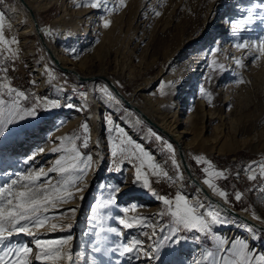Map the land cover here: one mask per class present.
I'll use <instances>...</instances> for the list:
<instances>
[{
    "label": "rangeland",
    "instance_id": "rangeland-1",
    "mask_svg": "<svg viewBox=\"0 0 264 264\" xmlns=\"http://www.w3.org/2000/svg\"><path fill=\"white\" fill-rule=\"evenodd\" d=\"M13 2L14 0H0V12L5 14V37H15L19 41L18 45H13V48L19 49V54L8 65L9 68L14 67V71H9L8 77L12 85L25 91L28 97L21 99V106L31 107L37 97H47L59 99L62 104L71 103L74 108L61 107L48 111L41 106L38 111L43 113V119L27 121L24 125L27 133L0 142V185L14 179V172L26 171L29 167H50L59 155L64 154L51 151L61 143L58 138L81 137L80 125L87 122L88 148L80 147L82 139L76 141L85 155L91 154L93 157V163L80 183L81 186L90 183L84 195L81 193L83 205L76 219L70 218L74 225L70 233L59 231L48 238L73 235V251L83 253L76 258L75 264H88L90 241L93 239L94 221L90 220L93 215L92 205L96 200L103 201L108 197L109 185H118L124 189L123 194L118 197L116 205L102 209L101 212H110L108 226L118 228L124 235L117 238L114 234H108L110 239L120 242L121 239L127 241L136 237L144 241L146 248L154 247L155 240L162 237L157 235L149 239L152 228L123 229L116 219L125 215L121 211L124 207L131 209L130 205L147 201L154 205L157 213L142 216L150 217L155 223L160 219L157 214L163 210V204L134 183V170L130 165H125L122 173L109 171L113 159L109 149V137L116 139L117 134L108 131L112 124L107 123L106 117L111 114L113 123L120 125L134 140L142 143L155 155L156 162L168 171L171 180L150 177L152 187L157 193L171 198L180 189L190 200L200 202L202 198L196 195L194 185L186 180L176 179L177 171L171 164V153L161 140L156 139V135L166 141L169 139L144 121L131 132L122 122L132 108L122 104L116 112L112 111L111 106L107 105L109 100L98 91L103 87L102 83L95 82L89 95L86 84L79 83L69 74L48 65L42 54L39 36L24 34V28H19L21 24H15L21 19H16L19 12L9 11L14 6ZM257 2L259 0H123V6H118L120 0H107L106 5L102 4L99 9L87 6L86 0H36L35 4L41 7L37 12V23L42 32L58 51H61L62 46L65 47L64 57L74 62L81 72L108 75L127 97L134 99L141 107L147 108L148 103H151L165 115L179 111L177 130L187 132L184 140L200 136L212 145L223 140V148L232 149L231 151L220 154L213 149L212 152L202 155L217 170L225 172L227 178L215 182L228 193L226 204L239 214L255 212L264 220V192L260 191L264 188V179L257 177L255 181H249L248 173L244 171L251 162L264 161V57L259 60L252 59L248 56V50L233 47L236 39L231 34L230 21L240 19L247 13L242 11L238 12L239 15H234L229 8L240 3L246 9ZM87 7L92 11L81 14L86 10L83 8ZM106 8L116 10L109 12ZM157 12L159 15H156ZM229 17L233 19L229 20ZM104 19L111 22L107 28L103 26ZM261 35H264V29L259 21L237 34L241 42L257 40ZM73 48L77 49L75 55L70 53ZM3 55L7 56V53ZM233 58L242 59V66H237ZM199 59L205 61L200 63ZM220 65H223V70H220ZM241 78L243 83H237ZM44 80L48 85L40 91L38 89ZM30 81L36 83L32 84ZM149 82V88L144 89ZM161 82H164V95L160 94ZM168 82H172V87H168ZM57 85L62 94L54 93L53 89ZM200 89L211 93L210 103ZM94 102L104 104L105 108L97 112ZM110 102L116 104L115 100ZM96 112L102 119L101 123L95 124L101 132L99 137L92 135L91 122ZM217 116L220 118H216ZM97 140L102 144L100 145L105 156L101 159V166L97 165V156L94 154L96 147H99L98 144L94 146ZM67 146H71L70 141ZM41 149L44 150L42 160L35 159L30 165L23 163L29 155L41 153ZM194 156L196 155L189 156L192 170L199 178H206L202 172L204 165H197L193 160ZM258 171L257 166L255 172ZM52 175L55 176L54 173ZM235 191L242 193L240 201L234 199ZM127 216L138 215L130 210ZM158 228L159 225L157 230ZM261 229L264 227L257 231ZM187 235L189 239L183 244L194 246L191 251L184 249V246L181 248V244L177 246L178 254L172 256L171 247H166L161 250L160 261L143 257L139 261L129 260L127 257H120L118 253H110L107 257L101 254L96 256L103 264H193V261L201 259L202 253L214 250V241L201 237L197 243L192 239L197 233ZM12 240L33 247L34 258L36 249L31 243V237L19 234ZM253 246L264 252V239H259ZM33 264L39 262L33 259Z\"/></svg>",
    "mask_w": 264,
    "mask_h": 264
},
{
    "label": "snow or ice",
    "instance_id": "snow-or-ice-1",
    "mask_svg": "<svg viewBox=\"0 0 264 264\" xmlns=\"http://www.w3.org/2000/svg\"><path fill=\"white\" fill-rule=\"evenodd\" d=\"M87 6L92 9L101 8L106 5L107 0H86ZM81 6H84L83 4ZM123 6V0L120 5ZM116 9L106 8V11L114 12ZM247 14L240 19L230 21L231 34L236 39L233 47L238 50H248V56L259 60L264 57V35L257 40L243 41L237 36L239 32L248 28L259 21L261 28L264 29V0L252 3L246 9H240ZM156 15H159L157 12ZM110 20L104 19L103 26H110ZM5 14L0 12V142L9 137H16L21 133H27L24 126L29 120L38 121L43 119V113L38 109L43 106L45 110L51 111L61 107L69 109L74 108L71 103L62 104L59 99H50L47 97H37L33 106L22 107L21 99H27L25 91L18 90L11 83L8 77L9 71H14V67L8 65L18 57L19 49L13 48L18 45L17 38L8 39L4 34ZM3 53H7L4 56ZM70 53L75 55L77 49H70ZM237 66H242V59L233 58ZM47 67V66H46ZM223 70V65L219 66ZM35 84L36 81H30ZM237 83H243L242 78ZM168 87H172V82H168ZM178 88V85L176 86ZM164 82H161V95H164ZM109 101L115 100L117 104L120 101L110 91L108 85L98 89ZM211 102V93L200 89ZM83 110V109H79ZM108 124H112L109 132H115L116 139L109 137V149L112 159V166L109 171L122 173L125 165L133 168L134 183L151 193L158 201L162 202L163 210L157 215L160 217L155 223L150 217L131 216L127 213L135 211L136 205L132 208L124 207L121 211L125 214L117 217L118 224L123 229L152 228V239L159 235L161 239L155 240L154 247L146 248L144 241L133 237L130 240L120 242L110 239L108 234H114L117 238H122L124 233L116 227L108 226L107 222L111 218V213H102V209H109L116 205L118 197L123 194L124 189L120 186L109 185V194L103 201L96 200L92 205L93 215L90 217L94 221L92 227L93 239L90 241L88 264H103L97 259L96 254L107 257L110 253H118L120 257H127L129 260L139 261L141 257L148 260L160 261L161 250L166 247L179 246L189 239L187 234L197 233L192 237L199 243L201 237H206L215 241L214 250H209L201 254V259L193 261V264H264V252L253 246V241L264 239V229L257 230L254 226L247 227L246 231L249 237H225L217 233L215 228L229 226L227 214L220 210H204V204L199 201L190 200L182 190L177 189L173 197L165 194H159L152 187L150 177L165 178L171 180L168 171L156 162L155 155L148 150L142 143L134 140L118 124H114L111 114L106 117ZM82 130L81 137L71 138L68 136L58 138L60 144L54 147L53 153H64L59 155L47 169L40 167L27 168L26 171L14 172L15 177L10 182H4L0 185V264H33V259L39 264H75V260L81 257L83 253L73 251V235L68 234L60 238H48L57 231H68L73 228V223H64L62 217L76 214V209H65L62 206L71 199L76 198V193H83L88 185L78 186L83 181L88 168L93 163L91 154L85 155L80 147L88 148L89 144V126L87 122L80 125ZM155 135V133H154ZM82 139L83 143L77 146V140ZM157 140L165 145L171 153V164L177 171L176 179H182L180 165L175 159V150L171 142L164 140L156 135ZM71 146H67V142ZM41 152L44 150L41 149ZM36 157L29 155L23 161L25 165L33 164ZM197 165H204L202 172L206 178L203 183L212 190V192L222 198L225 203L228 202V193L217 186L215 180L226 179L224 170H217L213 163L203 155L193 157ZM100 161H97L99 163ZM259 168L258 173L255 169ZM244 171L248 173L247 179L255 181L257 177L264 179V161H253L248 164ZM55 174L53 177L52 174ZM6 175V173H5ZM239 173H237V176ZM74 189V191H73ZM264 192V188L260 189ZM83 199V196L80 197ZM234 199L240 201L242 193L235 191ZM253 219L264 224V220L255 212ZM56 220V223L51 221ZM167 220V222H165ZM157 225L159 228L157 230ZM26 234L32 238L31 243L35 246L33 258V247L27 243H17L12 240L15 235ZM112 245V246H109Z\"/></svg>",
    "mask_w": 264,
    "mask_h": 264
},
{
    "label": "bare ground",
    "instance_id": "bare-ground-1",
    "mask_svg": "<svg viewBox=\"0 0 264 264\" xmlns=\"http://www.w3.org/2000/svg\"><path fill=\"white\" fill-rule=\"evenodd\" d=\"M70 1H72V0H69V2ZM35 2H36V0H14V2H13L14 6L9 11L19 12L18 13L19 16L16 17V19H18V20L21 19L18 22H16L15 24H18V25L21 24V26L19 28H21V29L24 28L22 30V32L24 34L30 33V34H36V36H39V39H40L41 44H42L41 45L42 50H43L42 54L44 56L46 63L55 69H59L65 73L69 74V76L73 80L78 81L79 83L86 84L87 88L89 90V95H91V93H92L91 91L93 88V84L95 82H98V83L100 82V84L102 83L103 86L108 85L110 91H112L114 96L120 101L119 104H117V103L113 104L110 101H107V105L111 106L112 111L116 112L121 107L122 104L126 105L127 107L132 108V109H130L129 113L126 114L125 117H123V122H122L125 126H127L130 129L131 132L134 131L135 129H137L136 126L138 124L140 125L141 122L144 121L149 126L153 127L154 130H156V131L160 132L161 134L167 136V138L172 143V145L175 149L176 161L180 165V173L182 174V179H180V181L186 180L196 187V190H197L196 195L197 196L199 195L202 198L200 203L204 204L203 202H205L204 210H220L223 213L227 214L229 226L215 228V231L217 233L223 234V236H226L228 238H231L234 236H241V237L247 238L250 235L246 231L247 227L254 226L256 230L260 229V227H264V224H262L260 221L253 219V216L251 213L243 212V214H239L238 212L231 210L229 208L230 206H228L222 198H220L218 195L214 194L212 192V190L210 188H208V186L203 183V180L205 178H203V179L199 178V176H197L195 171L192 170L191 164L189 162V156L190 155H202V154H205L206 152H208V153L212 152L213 149H215V151L217 153H220V154L225 153V151H231L232 149H224L223 148V145H224L223 140H220V142L217 145H212L211 143H208L206 140H204V138H202L200 136L199 137H192L190 140H184L183 138H184L185 134H187V132L177 130L179 111H173L172 114L165 115L163 113H160L158 111V109L156 108V106H153L151 103H148L149 106L147 108L141 107L139 104L136 103V101L134 99L127 97L120 90V88L117 86L115 80L112 79L111 77H109L108 75L103 74V73L102 74H100V73L85 74V73L81 72V70L75 66L74 62H72V61L70 62L64 57V56H66L65 47L62 46L63 48H61V51H58V49H56L53 46L52 42L48 40V38L46 37L44 32H42L40 26L38 25V27H36L35 20L37 22V20H38L37 19V12L40 10L39 8H41V7L37 6L35 4ZM70 4H72V3H70ZM139 7L143 8V5H140ZM229 8L231 9V13H233L234 15H239L240 13H238V12H242L240 10V9H242V4H240V3L239 4H233ZM83 9L84 10L86 9L84 11V13H81L83 15H85V13H89L90 11H92V9H89L88 7L83 8ZM228 19L229 20L233 19V17H229ZM229 20H228V27L230 25ZM224 51H225V49H224ZM204 61H205V59H199L200 63L204 62ZM200 63H199V65H200ZM37 71H41V70H37ZM108 82L110 84H108ZM149 84H150V82L147 83V85L144 87V89L149 88ZM47 85H48V83L45 82V80H44L43 82H41V86L38 90H40V91L44 90L47 87ZM53 91L55 94H57V93L62 94V90L59 91L58 85L54 87ZM93 95H92V98H93ZM89 98H90V96H89ZM145 98H147V95L145 96ZM98 102H94L96 104L95 106H96L97 112L102 111L105 108L104 104L99 105ZM81 105L84 106V104H81ZM98 114L99 113H97L96 115H93V120L91 122V124L93 126L92 127V135L97 136V137H99V134H101V132L95 124L101 123V120H102ZM216 118L219 119L220 116H217ZM146 119L150 120L152 124L146 122ZM205 129H206L205 126H203V130H205ZM214 129L215 128H213V130ZM216 134H218V132H216ZM36 142H37V140H36ZM96 144L99 145V147H96V150L94 151V154L97 156L96 163H97V161H100L99 163H97V165L101 166V164L103 163L101 161V159L105 157L104 151H103V148L101 147L102 144L100 143L101 144L100 145L98 143V140L95 142L94 146H96ZM180 151L182 152L183 156H180ZM43 155H44V152H41V153L35 154V157H36V159L42 160ZM89 184L90 183H88L86 185H88V187H89ZM80 186H81V184H80ZM88 187L85 188V190H84L85 192L88 189ZM85 192H83L82 194L84 195ZM80 196H81V193H76V198L71 199L70 201H68L67 204L62 206L65 209L75 208L77 210L76 214L74 216L71 214H68V215L61 218L65 224L72 220L70 218L76 219L75 217L77 216L78 212L80 211L81 206L83 205L82 199H80ZM135 205H136V209H135L134 213L138 216L143 217L144 215L157 213V210L154 207V205L147 203V201H143L141 203H136ZM130 207L132 208V205H130ZM51 222L56 223L57 221L53 220ZM58 232L59 231H57L55 233H58ZM55 233H53V234H55ZM258 233H259V231H257V235H258ZM258 241H259V239L253 241L252 243L256 244V243H258ZM183 246H184V244L181 245V248ZM183 248L189 249L188 251H191L194 248V246L187 245V246H184ZM177 251H178L177 246L175 248L171 247L170 254L173 256L174 254L177 253ZM176 264H178V263L176 262Z\"/></svg>",
    "mask_w": 264,
    "mask_h": 264
},
{
    "label": "water",
    "instance_id": "water-1",
    "mask_svg": "<svg viewBox=\"0 0 264 264\" xmlns=\"http://www.w3.org/2000/svg\"><path fill=\"white\" fill-rule=\"evenodd\" d=\"M35 24H36V27H38V23L36 22V20H35ZM107 82V81H106ZM108 84H110L109 82H108ZM146 122H148V123H150V124H152L151 123V121L150 120H148V119H146ZM180 156H183V154H182V152L180 151Z\"/></svg>",
    "mask_w": 264,
    "mask_h": 264
}]
</instances>
